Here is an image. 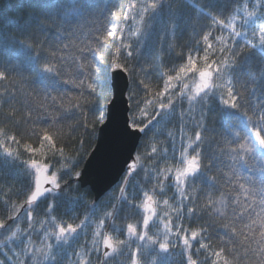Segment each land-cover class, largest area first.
Wrapping results in <instances>:
<instances>
[{"label": "trees", "instance_id": "1", "mask_svg": "<svg viewBox=\"0 0 264 264\" xmlns=\"http://www.w3.org/2000/svg\"><path fill=\"white\" fill-rule=\"evenodd\" d=\"M8 0H0V3L7 4ZM45 0H11L13 6L7 7L6 11L19 17V21H28L41 16L42 10L39 7ZM56 3L57 0H50ZM134 0H82L86 5L82 15L71 18L64 23L62 29L52 25L49 21V29L46 34L37 33L41 41H49L44 44V48L50 53L54 48H60L63 44H72L67 53H60L68 56H78L79 50L88 46L99 51L86 53V59L94 63L99 61L107 67L110 81L111 62L114 59L127 68L128 88L127 98L130 92L136 93L137 100L149 101L150 103L141 104L149 113L144 123L148 119L160 112L161 103L168 104V98L171 97L172 104L165 110L163 116L159 118V123L147 131L138 143L135 155L140 154V161L137 168L128 171L127 188L124 195L134 202H142V193L144 190L157 185V180L146 176L145 172L155 166L157 169L175 168L180 162V153L188 143L189 137L195 138V133L200 131L203 136V142L199 145L201 152L202 168L200 174L190 181L191 193L195 188V204L185 201L188 207H195L197 211L191 217V228H205V239L203 243H208L211 247L208 250L201 249L196 252L199 243L193 242V259L197 264H212L216 259L212 255L213 251H219L220 247L226 249L225 255L230 264H264V251L259 246V233L261 231L259 223L249 231L244 225H251L254 221L264 222V218H258L256 212L251 217H246L243 221L232 220V212L229 208L226 211L225 219L215 214L207 205V192L211 188L213 199H219L221 192H226L231 197L239 192L238 187L230 185L235 179L229 176L233 171L232 155L239 157L242 151L239 144L244 142V136L249 130L250 122L247 120L244 112L253 116L252 124L256 123L255 118L264 112V45L259 43V27L264 25V18L259 14L248 18V23L237 22V30L242 34L233 40L228 38V45L231 46L232 52L221 54L218 49L220 45L215 41V36L224 35L228 37L227 30H221L219 26L211 24L208 13L220 17H226L232 14L237 5L247 3L249 11L254 6L258 13L264 12V0L256 4V0H161L159 8L146 18L142 31L137 32L140 27L138 16L135 11L129 9V5ZM143 2V0H137ZM198 5L199 7H196ZM48 15H57V20L61 18L53 10H45ZM125 13L128 18L125 19ZM135 17V19H134ZM43 18V17H41ZM11 22L15 20L10 18ZM172 24H175V35L170 31ZM113 30L114 35L107 41L100 39L106 30ZM211 31L215 54L209 53L210 61L218 63L225 56H234L235 62L220 64L222 74H214L213 84H224L230 80L232 87L239 96L240 108L232 109L220 103L221 88H212L205 99L203 95L196 98L191 104L187 95H181L183 84H188L189 88L185 90L190 93L193 82L197 78L189 74L182 80H174V87L167 93L163 92L164 81L167 75L175 76L179 67L186 63V57L191 53L194 57L204 55V44L202 34ZM257 32V37H252V32ZM75 32L72 36L70 33ZM15 34L18 39L26 40V35H20L15 29L10 35ZM253 41L250 46L245 39ZM28 43H33L27 39ZM130 45L131 47H123ZM171 45V47H170ZM121 51L116 53V49ZM131 51L132 55L127 53ZM27 53L23 46L16 43L15 40L9 39L6 47L0 44V71L5 73L0 78V132L7 135H15L20 141V145L11 144L13 149H18L20 159L6 158L0 150V223L8 225V228H0V262L11 264L13 251L19 252L23 245L14 242H8L7 237L19 227L22 230L27 228V212L32 211L34 227L36 231L32 232L31 239L35 242L36 247H40L42 232L39 231L40 221L47 220L45 210L51 198L41 199L34 203L32 208L23 205L26 201L25 191L27 190L30 180V170L22 161L32 158L40 160L42 163L45 154L51 157L47 147L42 153L31 156L24 151L23 144L30 143L39 147L42 130L47 129L53 135L58 148H63L65 158L70 160H61L60 163H75V171H80L86 157L93 148L99 125L103 122L106 113V106L111 99L112 89L109 82L108 91L103 97L97 98L88 95V90L80 89L76 86L65 83L64 81L73 78L76 71L75 66L69 68L64 75L57 78L55 85H51L48 79L41 80L27 64L22 63ZM47 61H42L45 63ZM80 60L78 63H84ZM56 63V61H53ZM198 66L203 67V61L198 60ZM37 67V71H39ZM80 74L76 76L79 79H85L87 82L88 69L85 67L79 70ZM50 76V74H48ZM143 81V83H141ZM147 85V88H145ZM87 97L95 104H85L80 99V108L68 107V100L74 98ZM52 97H57L54 102ZM128 103L131 102L128 99ZM62 104L64 105L62 107ZM43 105L44 107H40ZM31 113V117H29ZM129 116L132 112H128ZM103 115V120L100 117ZM138 118H139V114ZM55 117V119H53ZM143 126V125H142ZM237 133L240 135L238 136ZM3 138V137H0ZM155 146L156 152L152 153ZM194 148L196 146H193ZM229 147L235 149L230 152ZM256 152L247 155V163L243 160L235 164V168L241 174V183L247 187L258 186L259 181L264 177V171H261V154L264 149L258 145ZM190 154H194L193 149H189ZM149 157H151L149 159ZM55 163V161H53ZM60 164H56L59 168ZM56 169L54 168L53 171ZM62 181H68L69 187L65 189V195L61 197L60 203L52 216L57 217V223H73L74 226L80 225L81 221L85 224L76 234L69 238L68 241H62L59 245L51 240L54 244L52 251V260L44 264H81V262L91 260V264H131L129 255L130 250H135L138 245H145V241H137L135 237L129 238L126 233H122L119 239L128 242L127 247H121L116 252H112L107 258L100 253H88L92 247L94 233L97 223L105 216L106 212L112 210L115 204H121V191L125 187L122 183L126 179V172L120 178L119 182L114 185L98 201L93 200V194L88 187L82 188L79 183L70 179L69 174L62 173ZM244 177H250L245 180ZM172 179L164 181V195H157L161 201L158 212L170 211L163 206V199L173 197L175 189L171 186ZM179 197H176L178 200ZM246 199V198H245ZM258 199V198H257ZM170 203L175 206V201L170 199ZM15 209H19L18 213ZM251 211V210H250ZM259 209H257V212ZM131 212L133 215L129 221L118 219L117 225L126 222H133L142 219V211L137 213L135 209H128L125 205V211L121 216ZM18 214L20 219L15 222L10 219L13 215ZM187 216V213L185 212ZM110 221L106 220L105 224ZM237 229L233 233L230 228H224L225 223H230ZM190 221L184 220L185 227L189 226ZM153 226L150 234L156 231ZM110 232V228L105 229ZM211 237L208 239V237ZM176 247L170 249L167 254L158 256V245L144 247L143 255L137 258L141 264H160L164 260L167 264H187V252L182 244L172 237ZM155 248V251H153ZM12 249V251H9ZM103 252V248H101ZM21 259H24L21 256ZM43 260V257L40 258Z\"/></svg>", "mask_w": 264, "mask_h": 264}, {"label": "snow or ice", "instance_id": "2", "mask_svg": "<svg viewBox=\"0 0 264 264\" xmlns=\"http://www.w3.org/2000/svg\"><path fill=\"white\" fill-rule=\"evenodd\" d=\"M161 0H143V2H137L134 0L133 3L129 5V9L135 11L136 16H138L140 27H137L136 31L141 32L142 26L147 17L154 13L160 6ZM256 4H260V0H256ZM13 4L11 0H8L7 4L0 3V44L6 47L9 39H13L19 45L23 46V50L27 53L26 58L22 63L27 64L36 75L44 79H48L51 85H55L57 78L61 77L66 73L69 68L75 66L76 71L73 74V78L64 81L65 83L72 84L80 89L88 90V95L92 97L101 98L108 91L109 86V73L107 67L102 65L99 61L95 63L92 60L86 59V53H93V59H95L94 51H99V48L95 49L92 46L81 48L79 50L78 56H68L60 53H67L74 45L63 44L60 48H54L50 53L44 48L45 43L49 41H41L36 35L37 33L46 34L51 21L52 25L58 26L62 29L64 23L69 21L71 18L80 16L84 13L86 5L82 3V0H57L56 3L50 2V0H45L44 3L39 5L42 10V15L31 19L28 21H19L18 16H14L6 11L7 7H11ZM196 7H199L196 5ZM53 10L61 18L56 19L57 15H48L45 10ZM260 15L264 18V12L258 13L255 10V6L252 11H249V6L247 3L243 5H237L232 14L226 17H220L217 15H212L210 12L208 15L211 19V24L214 26H219L221 30L228 31V37L224 35L215 36V41L220 45L218 51L223 55L225 53H231L233 50L231 46L228 45V38L231 37L233 40L235 37L240 36L242 33L237 30V22L242 21L244 24L248 23V18L256 15ZM43 17V18H41ZM10 18L15 20V23L11 22ZM128 18V14L125 13V19ZM135 19V17H134ZM175 24H172L170 31L175 35ZM15 29L20 35H26L27 39H31L33 43H28L26 40H20L15 34L10 35L12 30ZM74 36L75 32L70 33ZM114 35L113 30H106L105 34L100 38L107 41L110 37ZM252 37H257V32H252ZM202 42L204 44V55L202 57H194L189 53L186 57V63L179 67L176 71L175 76L167 75L164 81L163 92L167 93L169 89L174 87L172 83L174 80H182L189 74H193L197 78L193 82V87L191 92L188 93L185 90L189 88L188 84H183L181 88V95H187V99L191 104L196 100L197 97L203 95L206 99L209 90L212 88H221L223 91L220 93L219 99L220 103L226 105L232 109L240 108L239 96L236 94L234 88L232 87V82L230 80L225 81L224 84H213L214 74H222L220 64H228L230 59L231 62H235L234 56H225L219 63L217 61L211 60L209 53L215 54L217 50L213 43V37L211 31L204 32L202 34ZM246 42L250 46L253 45V41L248 39L245 35ZM258 39L261 45H264V25L259 27ZM123 47L130 48V45H124ZM171 47V45H170ZM116 53L121 51L117 48ZM128 56L132 55V52L127 53ZM85 60L84 63H78L80 60ZM198 60L203 61V67L198 66ZM42 61H47L42 63ZM56 61V63H53ZM39 71H37V67ZM111 67L115 69H123L127 71V68L121 65L117 59H114ZM87 67V82L85 79H77L76 76L80 74L79 70ZM50 74V76L48 75ZM5 73L0 71V78H3ZM143 83V81H141ZM147 88V85H145ZM76 102L73 104L72 99H69L67 104L68 107L80 108V99H83L85 104L91 103L95 104V101L88 100L87 97L74 98ZM129 101V111L132 112L131 116L125 118L124 131L125 134L135 140L139 135H146L147 131L152 129L156 123H159V118L164 115L165 110L168 109L169 105L172 104L171 97L168 98V104L161 103L159 105L160 112L148 119L147 124L144 120L147 119L149 113L146 108H142L141 104L150 103L149 101L137 100L136 93L130 92ZM55 102L57 97H52ZM2 102V101H0ZM113 101H109L112 103ZM64 105L62 104V107ZM40 107H44L40 105ZM139 114V118L138 115ZM244 114L247 120L250 122L249 130L244 136V142L239 144V149L242 151V155L237 157L232 155L230 159L233 161V171L229 173V176H234L235 179L230 182L231 186L238 187L239 192L233 196H229L226 192H221L219 199H213V193L211 188L207 192V205L205 207L214 211L216 215L228 219L226 216V211L230 208L232 212V220L239 219L243 221L246 217H251L253 212H256L258 218H264V177L258 183V186L247 187L245 183H241V174L238 169L235 168V164L243 160L247 163L246 156L251 155L256 152V145L264 146V112H262L258 117L255 118L256 123L252 124L253 116L248 115L245 111ZM31 117V113H29ZM103 115L100 117L103 120ZM55 119V117H53ZM143 125V126H142ZM239 136L240 134L237 133ZM0 150H2L6 158H13L16 160L20 159L18 149H13L10 145L16 144L20 145V141L15 135H7L6 133L0 132ZM40 145L35 147L30 143L23 144V149L31 156H36L37 153H42L47 147L48 152L51 153V157L45 154L44 162L35 158L22 161L30 170V180L25 191L26 205L28 208L34 206V202H38L41 199L51 198V203L48 204L45 215L48 217L47 220L40 221V229L42 232V239L40 241V247H36L35 242L31 239L33 231H36L34 227L33 213L32 211L27 212V228L21 231L19 227L16 231L11 232V236L7 237L8 242H11L14 238L17 243L23 245L19 252L13 251V257L11 259V264H44V262L52 260V251L54 244L50 241L54 239L56 245H59L62 241H68L70 237L78 232L79 229L83 227L85 221H81L80 225L74 226L73 223H65L61 221L57 223V217L52 216L51 213L55 211L58 207L61 197L65 195V189L69 187L68 181H62V173L69 174L70 179L79 178L81 172L75 171L76 164L64 162L60 163L61 160H70L71 158H65L63 148H58L53 135L45 128L42 130V135L39 137ZM203 142V136L200 131L195 133V138L189 137L188 143L184 147V150L180 153V164L174 169L169 167L165 169H157L153 166L151 169L146 170V176L154 178L157 180V185L152 188L144 190L140 189L142 193V202L138 205L134 202L135 197L129 200L124 193L127 188V176L130 175L128 169H136L137 163L140 161V154L135 156L130 155V159L134 162L127 165L126 168V179L122 181L125 187L121 188V204H115L112 206V210L105 213V216L99 220L96 226V231L94 233V240L92 242V247L88 253L83 255H90L91 253H100L103 257L107 258L112 252H116L121 247H127L128 242L126 240L119 239L122 233H126L129 238L135 237L137 241H145V245H138L135 250H130L129 255L131 258V264H141L138 260L139 255H143L142 249L144 247H152L158 245L159 252L158 256L167 254L170 249L176 247V243L173 241L172 237L175 236L176 241L180 242L187 252L186 262L187 264H197V260L193 259V242L199 243V247L195 249L199 252L201 249L208 250L211 245L208 243H203L205 239V228L201 227L199 229L191 228V217L197 211L195 207H188L185 204L187 200L188 203L195 204V188H192L191 193H189V188H191L190 181L196 178L202 168L201 163V152L199 151V145ZM193 146H196L195 148ZM189 149H193L194 154L189 153ZM230 152H235V149L229 147ZM156 152L155 146L152 148V153ZM151 157H149L150 159ZM55 161V163H53ZM261 171H264V152L261 154ZM59 163L60 167L56 168V164ZM56 169L53 171V169ZM172 179V187L175 189L173 197L170 199L174 200L175 206L170 203V199H163V206L170 211L163 212L161 214L157 209L161 206V201L157 199V195H164V181ZM245 180H250V177H244ZM176 197H179L176 200ZM246 198V199H245ZM258 198V199H257ZM125 205L128 209H135L137 213L142 211V219H137L133 222H126L121 225L115 223L116 220L121 219L124 221H129L133 215L131 212L126 213L121 216V213L125 211ZM257 209L259 211L257 212ZM251 210V211H250ZM18 213L19 209H15ZM187 213V216L185 215ZM14 222L19 220L18 214L10 217ZM188 219L190 221L189 226L185 227L184 220ZM110 221L105 224V221ZM259 223L261 229L259 233V246L262 251H264V222L254 221L251 225H244L251 231L255 225ZM156 227V231L150 234L152 227ZM9 226L0 223V228H8ZM224 228H230L233 233L237 232V229L230 223H225ZM110 228V232H106L105 229ZM211 237L209 236L208 239ZM103 248V252H101ZM111 250V251H109ZM12 251V249H9ZM155 251V248H153ZM226 249L220 247L219 251H213L212 255L216 257L212 264H230V261L225 255ZM21 256L24 259H21ZM43 257V260L40 258ZM3 264V262H0ZM81 264H91V260L81 262ZM106 264V262H105ZM160 264H167L166 261H160Z\"/></svg>", "mask_w": 264, "mask_h": 264}, {"label": "water", "instance_id": "3", "mask_svg": "<svg viewBox=\"0 0 264 264\" xmlns=\"http://www.w3.org/2000/svg\"><path fill=\"white\" fill-rule=\"evenodd\" d=\"M110 85L112 89L110 100L113 102H108L106 106L105 118L98 127L95 144L80 170L81 176L74 178L80 187L90 189L94 201L120 179L128 164L134 162L130 155L135 156L136 147L142 137L138 134L133 140L124 131L125 118L129 116L126 72L112 67Z\"/></svg>", "mask_w": 264, "mask_h": 264}, {"label": "rangeland", "instance_id": "4", "mask_svg": "<svg viewBox=\"0 0 264 264\" xmlns=\"http://www.w3.org/2000/svg\"><path fill=\"white\" fill-rule=\"evenodd\" d=\"M180 164V162H178L177 166ZM17 229V228H16ZM15 229V231H16ZM21 231H23L21 228H20ZM11 236V235H10ZM14 242H17L16 239H14Z\"/></svg>", "mask_w": 264, "mask_h": 264}]
</instances>
